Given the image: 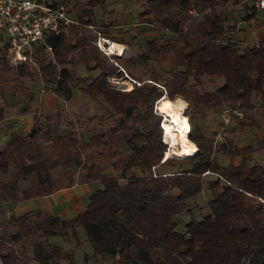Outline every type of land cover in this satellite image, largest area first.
<instances>
[{"label":"trees","instance_id":"trees-1","mask_svg":"<svg viewBox=\"0 0 264 264\" xmlns=\"http://www.w3.org/2000/svg\"><path fill=\"white\" fill-rule=\"evenodd\" d=\"M50 1L65 6L77 24L47 37L52 58L35 59L36 50V72L24 63L9 68L0 56V82L40 80L63 101L79 89L92 99L99 97L112 122L85 138L73 128L57 135V113L37 120L25 136L10 139L0 149V202L45 196L75 182L98 184L83 212L72 218L35 210L11 213L0 221V264H74L71 254L48 238L74 236L77 227L84 230L94 255L107 260L117 256L122 264H264V167L245 163L251 146L237 147L225 136L212 149V138L190 123L187 138L198 152L188 158L164 157L161 116L153 110L163 97L181 98L186 109L196 113L231 104L244 118L255 109V97L258 107H264L262 42L239 47L233 39V10L217 11L233 0H145L136 23L172 36L143 43L136 55L110 57L91 44L94 36L86 29L95 26L93 10L104 0ZM243 8L241 20L250 19L251 3L249 13ZM106 14L107 22L96 26L102 35L115 25V14ZM137 64L148 65V77L134 79L138 85L119 91L107 83L110 76L123 78L120 69L129 76L126 69ZM76 65L94 74L80 78ZM45 143H51L48 155ZM260 146L264 141L255 149ZM96 147L110 173H103L92 159ZM219 155L228 157L230 164L219 165ZM57 168L60 175H53ZM19 180L26 185L20 188ZM203 191L206 212L196 219L185 207ZM183 212L189 219L178 230L177 218Z\"/></svg>","mask_w":264,"mask_h":264},{"label":"crops","instance_id":"crops-1","mask_svg":"<svg viewBox=\"0 0 264 264\" xmlns=\"http://www.w3.org/2000/svg\"><path fill=\"white\" fill-rule=\"evenodd\" d=\"M50 2V0H44ZM145 0H104L102 7L99 9H105L106 13L112 11L115 14V25L106 27V33L103 35L111 42L117 44H123L125 49L123 55L128 51L127 43H121V34H113L116 31H123L122 34L127 31L132 32V42L143 41V43L153 39L154 35L151 34L152 25L146 23H136V15L141 8V4ZM252 0H233V5H239L240 11L237 8L233 9L238 13V20L236 26L242 24L244 21L247 23H254L255 26L260 25L264 29V21L259 23L255 20L256 13L264 14V9H254L253 16L246 20H241L242 16L250 12V3ZM131 8V9H130ZM133 8V9H132ZM231 9V10H232ZM96 9L93 10V24L95 26L105 24L108 20L107 14H102L98 19L95 18ZM69 13V12H68ZM71 17L72 14L69 13ZM98 20V21H97ZM143 29V30H142ZM136 31V32H135ZM140 31H147L143 36H138ZM143 39V40H141ZM234 41L239 47L252 45L262 42L264 47V35L261 33H255L252 36V41L245 42L244 36L240 41L234 38ZM142 43V44H143ZM133 53V54H132ZM129 55H135L131 52ZM0 56H4V38L0 34ZM6 64L9 68H15ZM77 76L84 78L88 74L81 73L80 69L75 71ZM94 74V72H92ZM82 95V96H81ZM87 99L84 98L83 92L79 89L72 90V96L69 100L63 101L53 95L47 86L42 81L29 80L27 78H20L16 81L0 82V149L12 138L25 136L36 124L37 120L43 119V117L51 116L55 114H65L69 117V110L73 112L82 111V105L86 104ZM75 103H77V108ZM77 110V111H76ZM80 115V114H79ZM18 182L20 188L24 187L25 183ZM98 184L96 182H75L69 187L61 188L54 193L22 200L16 203H3L0 202L1 214H4V219L9 214H21L24 212L40 210L46 214L55 215L60 218H72L75 215H79L83 212L88 196L96 189ZM78 228V227H77ZM76 228V229H77ZM75 229V232H76ZM67 237V236H65ZM64 251V250H62ZM71 254L70 251H64ZM72 256V254H71ZM108 261V262H105ZM84 264H122L117 256L112 260L101 259L94 255L93 252L90 255H85L83 259Z\"/></svg>","mask_w":264,"mask_h":264},{"label":"rangeland","instance_id":"rangeland-1","mask_svg":"<svg viewBox=\"0 0 264 264\" xmlns=\"http://www.w3.org/2000/svg\"><path fill=\"white\" fill-rule=\"evenodd\" d=\"M233 7L234 9L237 8V11H240L239 5H233L231 3L225 4L224 8L217 9V11L218 10H231ZM95 9L96 11L94 15H95V18L97 19L102 14L106 13L104 8L99 9V7H96ZM237 11H234L232 13V17L235 21L238 20ZM254 18L255 20H257L256 23L257 22L262 23L264 21V14L256 13ZM236 27H237V31L233 34V36L235 39H237V41H240L243 36H244L245 42L252 41V36L255 33H261L264 35V29H262V26L260 25L255 26L254 23H247L244 21L242 24L237 25ZM151 30H152L151 34L154 35L153 38H156L157 40H162L166 37L172 36V34L169 33L168 31L161 29V28H156L154 26H152ZM146 32L147 31H140L137 35L143 36ZM122 33L123 31H116L113 34H121L120 42L127 43V47L129 50L126 51L124 56H129L131 52H134V54L136 55L139 52V47L142 45L143 41H139V42L133 41L132 42V36H130L132 32L127 31V33L125 34H122ZM39 58H45V60H47L48 57L45 55L44 52L38 51L35 59H39ZM35 59L33 57L31 58V62L34 63L35 65H33L32 63L29 64L28 62L26 63L24 62L27 70L30 72L37 71L36 68H38V65ZM147 66L148 65L146 64L144 65L137 64L135 66L129 67L128 69H126V72H128L130 76L128 77L131 79L133 78V80L134 79L135 80L146 79L148 77L147 72L145 71ZM77 69H80L81 73L83 74L87 73L88 76L93 75L92 72L85 71L83 67L80 65H76L74 67V72ZM75 74L77 73L75 72ZM116 78L119 84L122 83V84H126L127 87L129 86L128 82L125 79L123 80L121 78V81H120V77H116ZM122 84L119 86L124 87V85ZM129 88L130 86L128 87L127 90H129ZM83 95H84V98L87 99L86 104L81 106L83 110L80 111L79 113L71 111L75 109L69 110L70 115L72 114V116L70 117L65 114H60L59 115L60 117H58V121L56 125L54 126L55 134L57 135L66 134L67 132H70L71 129L73 128L74 130H76V132H78V134L82 135L83 138H85L89 136L91 133H98L100 130H105L111 124L112 119L109 117V111L106 108L103 101L99 97L92 99L86 96L84 93ZM163 99L168 100L166 97H163L158 101V103H156L157 104L156 109H158V112L161 110L160 102ZM259 101L260 100L255 97L253 99V103L255 104L254 105L255 109L249 112L246 118L241 117L240 119H238L241 122L240 124L235 122L232 118L228 126L225 127L224 131H225V136L232 138L234 144L237 147H244L247 145L251 146L252 151H250L245 156V163L247 165H252L253 163H256L264 167V146L263 147L260 146L259 149H255V147L260 141L261 142L264 141V107L263 108L258 107V104L260 103ZM75 105L77 108V103H75ZM186 107H187V104H186ZM184 114L187 117L189 127H190V123L193 124L197 128V130L206 137L212 138L215 132L219 130L220 128V108H217L212 111H208L206 113H196L191 109L187 110L185 108ZM161 119L164 120V117L163 118L161 117ZM163 133H164V130H163ZM53 136L55 135L53 134ZM160 140L161 141L163 140L162 142H167L165 140L164 134H163L162 139L160 138ZM51 143L42 144V148L44 150L45 155H48L51 152L52 150ZM117 144H118V148L120 149L121 155L124 156L125 155L124 146L119 136H117ZM96 151L97 153H95ZM167 152H169L168 156L184 158V157H181L178 154L177 150L174 149L172 146H170V149L169 147L168 148L166 147L165 154ZM165 154L163 155L164 157H165ZM91 155H92L91 156L92 159H94V161L97 164H99V166H101L103 173L105 174L110 173V168L108 166L107 159L104 157L103 153L99 150V147H96L93 150ZM216 161L221 166H227L231 162V160L224 155L217 156ZM60 172H61L60 168H57L51 171L53 175H60ZM74 178L75 180H77V178L75 177V174H74ZM209 178H210L209 176L204 177L205 180H208ZM19 181H21L20 183L26 182L24 180H19ZM206 199H207L206 193L203 191L193 196V198L186 203L185 208H187L190 211L193 217L198 219L206 212V207H205ZM188 219H189V215L186 212H183L182 214H180L177 218L176 228L178 230H183V225L188 221ZM2 220H5L4 214H0V221ZM48 239H49V242L60 247L62 250L70 251L72 254V261L74 262V264H84L83 263L84 256L92 254V247L90 243L86 240L85 232L81 227H78L76 229L74 236L70 234L67 237L56 235V236H51ZM105 262H108V261H105ZM29 264H35V263L30 262Z\"/></svg>","mask_w":264,"mask_h":264},{"label":"built area","instance_id":"built-area-1","mask_svg":"<svg viewBox=\"0 0 264 264\" xmlns=\"http://www.w3.org/2000/svg\"><path fill=\"white\" fill-rule=\"evenodd\" d=\"M251 5L255 9H264V0H252ZM190 14L195 15L193 12ZM76 24L74 17L69 15L62 4L54 6L51 1L45 2L44 0H0V34L4 38V56L8 65L12 67L24 62L31 64V58L36 50L42 51L46 56L52 58V50L47 43V37L66 32L70 25ZM86 29L94 35V39L91 41L92 45L105 57L120 56L123 53L125 46L120 44L122 49L119 52L112 48L111 41L104 37L96 26H86ZM113 64L115 65V63ZM120 70L124 76L122 79L128 82L130 88L132 84L138 85L122 69ZM106 80L111 87L119 91H126L129 87L122 83L124 87L119 86L121 84L114 76L107 77ZM153 110L163 118L155 105ZM233 117L240 119L241 111L237 106L223 104L220 107V128L215 132L211 141L212 149L223 141L225 127ZM162 121L163 119H160V129ZM162 137L163 130L161 129V139ZM163 143L168 145L167 148L169 147L167 142Z\"/></svg>","mask_w":264,"mask_h":264},{"label":"bare ground","instance_id":"bare-ground-1","mask_svg":"<svg viewBox=\"0 0 264 264\" xmlns=\"http://www.w3.org/2000/svg\"><path fill=\"white\" fill-rule=\"evenodd\" d=\"M111 47L115 48L118 52L122 49L120 44H116L115 42H111ZM160 103L161 112H159L164 117V120L161 123V129L164 130L163 134L165 140L170 144L169 149L170 146H172L177 150L181 157H192L198 151L196 146L187 138V133H189L190 127L187 117L184 114L186 102L181 98L176 97L173 100L163 99ZM155 106L157 108V104ZM168 153L169 152L165 154V157L168 156Z\"/></svg>","mask_w":264,"mask_h":264}]
</instances>
